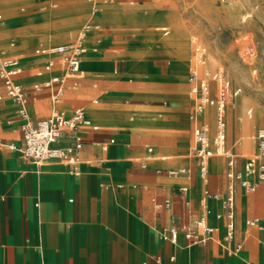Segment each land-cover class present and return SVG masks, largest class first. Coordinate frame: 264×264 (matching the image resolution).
<instances>
[{"label":"rangeland","instance_id":"374dc122","mask_svg":"<svg viewBox=\"0 0 264 264\" xmlns=\"http://www.w3.org/2000/svg\"><path fill=\"white\" fill-rule=\"evenodd\" d=\"M0 13V46L15 40L23 60L28 59L25 52L33 45L73 39L85 22L105 26L98 62L76 88L69 90L80 95H74L76 98L63 95L62 101L65 112H70L72 106H85L101 129L113 132L116 143L111 148L116 147L118 156L125 155L127 161L140 165L137 157L151 146L147 168L153 171L156 167L188 162L182 157L191 140L186 121L185 78L196 61L197 45L205 48L202 73L220 70L229 79L232 90L239 88L236 94L229 93L226 102L227 149L235 156L237 166L240 156L255 151L253 135L258 127H264V0H96L93 7L86 0H0ZM75 13L77 17L69 19ZM159 25H168L182 35L180 51H165L166 45L158 42L161 39L155 30ZM118 41H124L125 46L113 52ZM167 59L174 61L167 63ZM31 75L28 70L21 75L27 85L32 78H26ZM128 76L132 77L131 82L127 81ZM211 85L216 92V82L211 81ZM93 97L98 98L97 103H91ZM0 101L5 102L0 122L7 125L15 108L3 96ZM40 102L45 105L41 117L46 116L48 94L36 103ZM30 107L27 106L30 114H34ZM139 111L146 116L140 122ZM151 121L155 123L153 126L144 124ZM163 140L171 146L164 149L160 146ZM211 165L208 189L224 191L228 181L224 174L225 157L215 154ZM162 171L159 173L163 174ZM191 178L190 188L198 210L203 185L196 175ZM157 180L167 187L162 198L170 196L175 184L189 182L181 176L160 175ZM235 189L239 232L243 234L247 231L246 218L260 216L263 208L250 206L247 201L250 194L242 192L237 184ZM259 254H264V247L251 239L244 251L245 261L238 257H217L214 263L232 260V264H264Z\"/></svg>","mask_w":264,"mask_h":264},{"label":"crops","instance_id":"0c3cea01","mask_svg":"<svg viewBox=\"0 0 264 264\" xmlns=\"http://www.w3.org/2000/svg\"><path fill=\"white\" fill-rule=\"evenodd\" d=\"M86 1L92 7L95 4ZM1 15L2 13H0V21H2ZM101 26L100 31H93L89 35V42L98 40V51L87 52L82 56L81 72L75 78L67 79L68 86L63 95L72 97L80 95L79 92L69 90L71 87L76 88L84 71L87 73L88 70L94 69V65L98 62L97 58L102 51L101 43L105 34V26ZM159 26H156L155 30L161 41H158L159 39L157 41L166 45L164 46L165 51L169 53L180 51L183 44L182 35L166 25L173 34L181 35V41L176 42L173 34L161 35L158 30ZM79 29L71 40L33 45L29 52H25L24 57L28 58L27 60L21 57L22 52L18 51L15 40L8 41L6 46H0L6 49L8 54L20 57L23 64L22 74L25 70L32 73L31 77L26 78H32L29 85L21 78L22 74L17 77V80L25 89L27 106H31L34 114H30L28 108L27 110L33 120L45 117H41L45 105L36 102L45 98L46 94L49 98V113L54 106L66 111L62 101L63 95L59 102L52 103L48 87L38 89L33 87L34 83L45 80L51 74L63 72L59 58L53 69L37 74L36 71L43 68L46 57L35 55L33 49L37 46L73 41ZM173 45L176 46L175 49L172 48ZM124 46V41H118L113 52ZM171 60L174 61L167 59V63ZM89 63H92L91 67ZM189 68L185 78L184 96L186 121L190 129L191 140L186 152L182 155L187 158L188 162L182 165L156 167L154 171L147 168L152 152L151 146H147L144 155L137 157L140 165L127 161L125 155L124 157L118 156L116 147L111 148L116 143V137L112 136L113 132L109 133L101 129L83 105L72 106L70 112H65L71 114L74 108L82 107L86 116L98 126L97 129L84 128L81 130L83 145L78 151L80 159L76 165L78 173L70 171V167L60 161L33 163L20 151L0 146V264H169V258L172 255L175 257L174 264H215L217 257H238L245 261L244 251L247 242L251 239L264 247V228L260 229L256 225L250 226L246 222L248 219L261 218L264 213L262 189L258 187L256 191L246 192L238 183L242 192L250 194L247 197L248 204L263 208L260 216L246 218L244 224L247 231L240 234L236 195L234 243L242 242L239 252L234 254L225 252L223 221L215 216L221 211V207L219 202L213 199L208 200L211 213L207 221L209 224H214L217 229L211 239L188 245L181 231L176 243L164 240L160 236V231L172 225L173 219L176 224H179L189 219V215L196 217L201 213L202 193L198 196L199 208L197 210L194 205L195 197L190 188L191 176L196 175L203 188H208L209 185V180L206 184L199 177L195 158L189 154L193 142L192 122L189 119L192 102L187 82ZM127 81L131 82L132 77L128 76ZM95 85L94 82L93 86ZM0 89L2 92L0 97L3 96L9 105L15 108L13 115L8 118L7 125L0 122V139L6 143L11 141L16 143L18 140L17 144H20L22 132L21 120L17 115V105L5 95L1 80ZM97 101L98 98H91L92 103H97ZM4 109L5 102L0 101V111ZM208 111L212 114L213 107H209ZM1 119L2 116H0ZM154 124L149 122L147 125L153 126ZM9 125H15V127L10 129ZM211 126L213 132L212 116ZM110 139H113V142H110ZM103 144H107L106 149L102 148ZM160 146L165 149L171 145L163 140ZM168 155L163 157H168ZM244 156H240V165ZM211 158L209 159V175L212 171ZM179 167L189 168V173L179 175L189 179V182L184 184L188 186L186 195L181 197L177 189L181 185L175 184L170 196L162 198L167 187L163 181L157 180L158 176L176 177L167 175L165 169ZM159 170H163L161 172L163 174H160ZM165 198L171 199L169 206L162 204ZM186 198L189 203L185 202ZM260 255L263 254L258 255L259 259ZM156 257H159L160 261H157ZM232 263V260H223L221 264Z\"/></svg>","mask_w":264,"mask_h":264},{"label":"built area","instance_id":"2783aa9c","mask_svg":"<svg viewBox=\"0 0 264 264\" xmlns=\"http://www.w3.org/2000/svg\"><path fill=\"white\" fill-rule=\"evenodd\" d=\"M88 1L92 4L95 3V0ZM101 29L102 26L99 23L86 22L81 26L73 41L35 47L33 49L35 55L46 57L43 68L36 71L37 74L53 69L57 58H59L63 72L51 74L45 80L34 83L33 87L36 89L48 87L52 103L59 102L68 86L67 79L75 78L80 74L82 56L87 52L98 51V40L89 42V35L93 31ZM158 30L163 36L173 34L166 25L159 26ZM173 36L176 42L181 41L180 34H173ZM172 48L175 49L176 46L173 45ZM194 56L196 61L189 68L187 75L188 93L192 99L189 119L192 122L193 137L189 154L195 158L198 175L206 184L209 180V159L215 154L223 155L225 157L224 174L228 181L226 189L222 192L211 191L205 187L201 197V213L196 217L189 215V219L179 224H176L173 219L172 225L160 231V236L164 240L176 243L181 231L187 239L188 245L211 239L217 229L214 224H209L207 221V217L211 213L208 200L213 199L218 201L221 207V211L215 216L223 221L225 252L234 254L242 248V242L234 243L236 184L238 183L246 192H253L261 187L264 197V127H258L253 135L255 151L245 155L240 167L237 168L235 156L231 155L226 148L225 108L227 99L230 97L229 93L233 91L236 94L239 88L232 90L229 79L220 70L202 73L201 64L205 59L203 46L195 47ZM22 71L23 64L20 57L10 55L0 47V80L4 85L5 95L17 105V115L21 120L20 129L22 132L20 144L13 141L6 143L0 139V146L20 151L33 163L60 161L70 167V171L78 173L76 168L80 160L78 151L83 145L81 130L84 128L97 129L98 126L86 116L82 107H76L71 114H66L54 106L49 115L33 120L27 110L25 89L17 80ZM211 81L216 82L215 94H213ZM209 107H213L212 114L208 111ZM247 112L250 113L251 109H248ZM211 116L214 121L213 132ZM110 142H113V139H110ZM106 147L107 144L102 145L103 149ZM165 173L170 176L185 175L189 173V168H169L165 169ZM177 189L181 197H184L188 186L181 185ZM185 202L189 203V200L186 198ZM162 204L169 206L171 199H163ZM246 222L250 226L256 225L263 229L264 213L261 218L248 219ZM156 260L160 261V258L156 257ZM174 261L175 257L170 256L169 264H174Z\"/></svg>","mask_w":264,"mask_h":264},{"label":"bare ground","instance_id":"6f19581e","mask_svg":"<svg viewBox=\"0 0 264 264\" xmlns=\"http://www.w3.org/2000/svg\"><path fill=\"white\" fill-rule=\"evenodd\" d=\"M96 1V0H95ZM101 1V0H100ZM231 3V2H230ZM230 5V4H229ZM231 6V5H230ZM229 6V7H230ZM98 8V7H97ZM100 8V7H99ZM93 9V8H92ZM91 10V9H90ZM72 11V10H71ZM85 12H87V11H85ZM61 13V12H60ZM73 13V12H72ZM80 14H81V12H79ZM79 13H78V15H79ZM91 13V12H90ZM93 13V12H92ZM138 13V12H137ZM52 14V13H51ZM76 14V13H75ZM85 14H88V12L87 13H85ZM163 14V13H162ZM140 15V14H139ZM156 15V14H155ZM95 16V15H94ZM152 16V15H151ZM160 16V15H159ZM163 16V15H162ZM58 17V16H57ZM61 17V16H60ZM77 17V14L76 15H73L72 16V18H69V19H71V20H74L73 18H76ZM109 18V17H108ZM135 18H137V17H135ZM161 18V17H160ZM65 19V18H64ZM67 19V18H66ZM121 19V18H120ZM136 20V19H135ZM138 20V19H137ZM67 21H68V19H67ZM110 21V20H109ZM158 21H159V19H158ZM166 22V21H165ZM113 24V23H112ZM121 26V25H120ZM119 28V27H118ZM129 32V31H128ZM6 50V49H5ZM84 58V57H83ZM85 60V59H84ZM91 61V60H90ZM204 64H205V59H204ZM90 64V63H89ZM92 64V63H91ZM91 64H90V67H91ZM203 64V63H202ZM207 70V69H206ZM208 71V70H207ZM83 73V72H82ZM85 71H84V73H83V76L85 75ZM92 103V102H91ZM95 107H97V106H95ZM161 115V114H160ZM138 116H139V122L140 121H143V120H145L144 118L146 117L145 116V114H144V112L143 111H139L138 112ZM153 121H151V123H152ZM154 123V122H153ZM137 124V123H136ZM144 124H149V122H147V123H144ZM204 189V188H203ZM260 259L262 260V262H264V254L263 255H260Z\"/></svg>","mask_w":264,"mask_h":264}]
</instances>
